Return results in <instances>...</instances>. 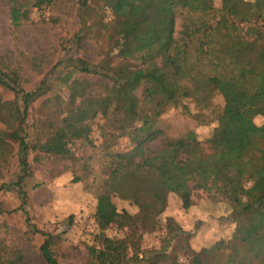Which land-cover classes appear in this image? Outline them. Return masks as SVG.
Listing matches in <instances>:
<instances>
[{
	"label": "trees",
	"instance_id": "trees-1",
	"mask_svg": "<svg viewBox=\"0 0 264 264\" xmlns=\"http://www.w3.org/2000/svg\"><path fill=\"white\" fill-rule=\"evenodd\" d=\"M55 1L8 0L11 20L19 25L29 19L32 7L41 9ZM87 1L82 0V6ZM112 1L137 11L132 24L112 23L108 38L118 61L110 56L96 64L74 60L71 72L86 76L67 73L63 81L68 97L43 100L53 104L39 121L43 137H28L27 121L34 102L51 89L48 80L26 91L17 66H0V85L15 94L13 99L0 95V164L12 143H18L22 174L16 185L26 201L21 185L30 174V151L76 161L71 144L80 139L92 143V122L101 116L108 147L121 137H128L131 146L107 155V177L95 211L99 243L87 246L93 264H160L169 258L174 264H264V190L248 185L264 172V127L253 124L255 117L264 116V0H222L219 7L215 0ZM183 12L177 32L176 18ZM80 40L77 34L76 43ZM88 75L106 82L96 90V81ZM215 94L224 99L222 116L229 133L238 134L243 143L234 138L207 149L189 130L181 137L165 138L156 149L150 147L164 135L157 120L169 107L192 99L207 108ZM196 190L226 198L235 223L231 237L206 238L199 244L206 225H197L195 231L191 221L207 214L195 206ZM115 195L130 200L138 211L118 209ZM172 197L185 214L173 212ZM163 219L171 236L184 241L182 253L164 248L145 251L140 258L143 233L156 230ZM112 225L127 227L125 236H108L105 230ZM58 237L46 235L39 247L40 261L26 255L24 247L7 245L0 238V264H62L53 249Z\"/></svg>",
	"mask_w": 264,
	"mask_h": 264
},
{
	"label": "rangeland",
	"instance_id": "rangeland-1",
	"mask_svg": "<svg viewBox=\"0 0 264 264\" xmlns=\"http://www.w3.org/2000/svg\"><path fill=\"white\" fill-rule=\"evenodd\" d=\"M215 3L219 7L222 0H215ZM136 15V10L112 0H88L86 6H82V0H56L41 9L32 7L29 19L15 25L10 17L8 0H0V66H17L21 73V86L26 91L35 90L43 78L51 86L48 93L37 99L29 111L28 137L35 139L38 134L43 137L39 133L43 129L39 121L49 115L53 105L43 104V100L54 99L57 95L68 97L63 77L74 70V60L83 58L96 64L110 56L115 62L118 61V51L111 50L108 38L112 23L119 21L123 25L132 24ZM184 15L185 12L177 15V32L182 29ZM77 34L81 35V40L76 43ZM70 74L81 78L86 76L79 71ZM87 77L96 81V90H100L102 82H106L99 75ZM138 93H141L140 89ZM0 95L4 99L15 97L11 90L1 85ZM223 110L224 99L219 94L213 96L207 108L197 105L192 99H184L180 106L169 107L159 117L157 125L164 130V135L150 147L156 149L165 138L181 137L189 130L196 132L207 149L216 142L234 138L240 144L243 143V138L238 134L229 133L231 128L222 116ZM103 123L101 116L92 122V143L80 139L71 144L76 161L52 156L41 150L30 151V174L21 185L27 192L26 201L20 187L16 185L22 174L19 146L18 143H12L6 161L0 164V238L7 245L22 246L26 255L40 261V245L47 234H55L59 237L53 249L62 264H93L87 246L99 243L97 236L100 230L95 221V211L97 196L107 177L105 166L110 160L107 155L131 146L128 137H121L113 140L108 147L102 135ZM253 124L264 127V116L255 117ZM2 148L0 145V151ZM78 177L81 179L75 182ZM248 185L264 190V172L259 173ZM193 198L195 206L207 214L206 218L198 215L191 221L192 230L195 231L197 225H206L205 233L198 237L199 244L206 238L215 241L231 237L235 223L226 198H212L203 190L194 191ZM113 200L118 209L126 208L131 213L139 209L130 200L119 196H113ZM170 207L179 216L185 214L176 197L170 198ZM165 220L158 224L156 230L143 233L140 258L145 251L150 250L167 248L174 254L183 251L181 245L184 241L171 236L165 227ZM126 232L127 227L117 225L105 230L111 237H124ZM160 264H174V261L169 258Z\"/></svg>",
	"mask_w": 264,
	"mask_h": 264
},
{
	"label": "built area",
	"instance_id": "built-area-1",
	"mask_svg": "<svg viewBox=\"0 0 264 264\" xmlns=\"http://www.w3.org/2000/svg\"><path fill=\"white\" fill-rule=\"evenodd\" d=\"M181 260H183V258H181Z\"/></svg>",
	"mask_w": 264,
	"mask_h": 264
}]
</instances>
